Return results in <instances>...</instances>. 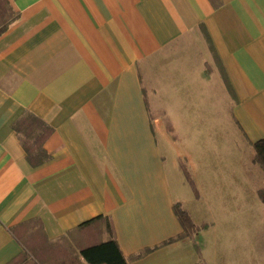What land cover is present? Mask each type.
<instances>
[{"label":"crops","instance_id":"obj_1","mask_svg":"<svg viewBox=\"0 0 264 264\" xmlns=\"http://www.w3.org/2000/svg\"><path fill=\"white\" fill-rule=\"evenodd\" d=\"M7 2L16 17L0 35V264L22 251L13 228L53 239L99 215L126 257L152 248L129 264H160L190 239L153 249L183 227L149 106L194 120L227 102L244 136L264 140V0ZM25 110L52 128L37 166L12 127Z\"/></svg>","mask_w":264,"mask_h":264},{"label":"rangeland","instance_id":"obj_2","mask_svg":"<svg viewBox=\"0 0 264 264\" xmlns=\"http://www.w3.org/2000/svg\"><path fill=\"white\" fill-rule=\"evenodd\" d=\"M230 105L209 117L202 110L194 120H173L160 100L149 106L159 118L154 121L175 203L195 229L190 247L186 242L163 251L160 264H264V169Z\"/></svg>","mask_w":264,"mask_h":264},{"label":"trees","instance_id":"obj_3","mask_svg":"<svg viewBox=\"0 0 264 264\" xmlns=\"http://www.w3.org/2000/svg\"><path fill=\"white\" fill-rule=\"evenodd\" d=\"M15 17L16 12L7 0H0V35L9 28ZM12 127L26 151L28 161L33 166L40 165L50 158V154L44 148V143L51 134L52 128L46 122L25 110L13 122ZM252 146L254 160L264 169V140L252 142ZM183 168L188 177L190 175L188 168ZM260 196L264 200V189L260 190ZM173 209L182 224L183 231L175 237L164 240L153 249L176 239L192 237L195 229H192L194 224L189 214L181 209L179 203H174ZM187 227L190 228L189 231ZM83 228H88L90 231L83 232L78 238L75 234ZM11 231L19 240L22 251L7 264H129L130 260L140 258L152 249L146 248L126 257L118 245L110 217L104 215L84 222L77 228L53 239H47L41 235V240L37 228L32 232L33 242L31 234L28 241L23 240L14 228Z\"/></svg>","mask_w":264,"mask_h":264}]
</instances>
